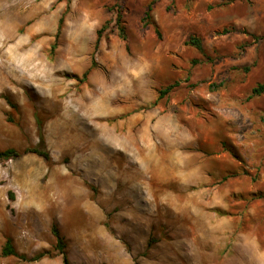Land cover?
<instances>
[{
	"label": "rangeland",
	"instance_id": "obj_1",
	"mask_svg": "<svg viewBox=\"0 0 264 264\" xmlns=\"http://www.w3.org/2000/svg\"><path fill=\"white\" fill-rule=\"evenodd\" d=\"M150 1L0 0V264H264V0Z\"/></svg>",
	"mask_w": 264,
	"mask_h": 264
},
{
	"label": "trees",
	"instance_id": "obj_2",
	"mask_svg": "<svg viewBox=\"0 0 264 264\" xmlns=\"http://www.w3.org/2000/svg\"><path fill=\"white\" fill-rule=\"evenodd\" d=\"M158 0H151L149 2V4L147 5V9H146V12H145V16H144V22L146 25H154V27L157 29V25L153 22V19H152V12L154 10V5L156 4ZM233 1H237V0H232ZM124 2V0H119L118 2V7L119 10L117 12V18H116V26H117V29L119 31V34H120V38L123 40V41H127L128 40V37H127V30H126V24L124 22V15H123V5L122 3ZM63 22H64V17H62L60 19V22H59V26H58V33H57V37H59V34H60V31L62 30V25H63ZM105 28V26H103L100 30H98V39H97V42H96V48H98V44L100 42V39H101V34H102V31L103 29ZM191 44L193 45H196L198 47V49L202 50V46H201V43L200 42H196L193 39H191L190 41ZM188 43V44H190ZM55 49V47H53V50ZM97 66V63H96V60L95 58H93L92 62H91V66H90V69L89 71H87L84 75V77L86 78L89 74V72L96 68ZM179 83L176 82L174 84H171L169 86H167L166 88L162 89L159 93V96H158V100L164 98L166 95H168L176 86H178ZM264 91V85H260L259 88L257 89H254V92L256 94H259V93H262ZM8 103L13 107V108H16L15 105H13L10 100L7 98V97H4ZM35 117L37 119V124H38V132H39V143L34 146V147H31V148H26L24 149L23 151H17V150H14V149H8V150H5V151H0V160H9V159H16V158H20L26 154H36L40 157H42L48 164H52V156L46 146V140H45V137H44V133H43V123L42 121L39 119L38 117V114L35 113ZM52 232H53V235L56 237V240H57V243H56V249L60 252V254L62 255V259H63V264H71L69 258H68V255L66 253V248H67V245L64 241V238L62 237L60 231L58 230V228L56 226H53V229H52ZM1 254L3 257H16V258H19L23 261H28V262H36V261H39L41 260L42 258H44L45 254H40L38 256H35L33 258H29L28 256L26 255H23V254H20L16 248L14 247V244H13V240L11 238H8L2 248V251H1Z\"/></svg>",
	"mask_w": 264,
	"mask_h": 264
},
{
	"label": "bare ground",
	"instance_id": "obj_3",
	"mask_svg": "<svg viewBox=\"0 0 264 264\" xmlns=\"http://www.w3.org/2000/svg\"><path fill=\"white\" fill-rule=\"evenodd\" d=\"M157 147V146H156ZM152 149V148H151ZM165 149V147H164ZM146 150H148V153L146 152L145 155V160L149 162V164L151 163L152 166L154 167H161L162 170H166L169 169L168 167L170 166V162L171 160H169V158L167 156L160 155L157 154L156 152H154L153 150H149V148H147ZM175 154V152H174ZM167 155V154H165ZM171 157V156H170ZM178 157V156H177ZM177 159V158H176ZM179 163V162H178ZM177 162L174 164L173 162V169H181V165H179ZM148 164V165H149ZM171 167V166H170ZM160 169V170H161ZM188 169V167L186 168ZM185 170V169H184ZM151 171V170H150ZM154 171V170H152ZM157 173V172H156ZM174 173V172H173Z\"/></svg>",
	"mask_w": 264,
	"mask_h": 264
}]
</instances>
